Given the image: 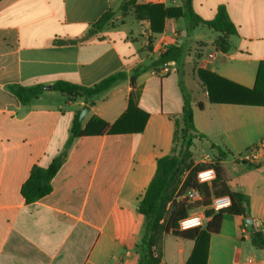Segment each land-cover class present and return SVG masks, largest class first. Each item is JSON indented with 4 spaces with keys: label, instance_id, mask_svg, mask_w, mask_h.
<instances>
[{
    "label": "crops",
    "instance_id": "0c3cea01",
    "mask_svg": "<svg viewBox=\"0 0 264 264\" xmlns=\"http://www.w3.org/2000/svg\"><path fill=\"white\" fill-rule=\"evenodd\" d=\"M123 1L0 0V264H138L145 233L138 205L158 159L172 153L175 119L184 106L177 66L193 67L189 54L183 60L184 49L197 53V70L217 76L222 86H255L264 61V0H192L204 21L224 8L236 25L228 53L218 50L219 35L212 29L201 25L189 31L182 0H136V6L172 10L173 17L154 24L155 32L149 20L137 19L136 6L122 12ZM108 11L115 15L93 39L55 43L81 39ZM118 19L121 25L115 27ZM146 45L148 54L142 49ZM173 47L179 48L178 62H169V73L146 66ZM142 66L151 68L137 78L135 88L128 79L92 106L46 89L23 106L8 89L13 84L53 87L59 80L92 87ZM186 76L182 80L189 90ZM196 84V94L189 90L196 133L205 136V147L215 144L230 154L223 161L228 185L245 196L254 223L252 228L244 217L226 216L220 233L210 238L207 264H264V248L252 244L255 228L264 233V167L232 166L264 137V107L213 103L198 76ZM134 90L138 108L149 114L144 131L100 134L95 120L114 125L128 110ZM85 105L90 110L81 123L89 136L73 141L52 192L26 203L21 188L32 168H47L61 155ZM176 247L171 264H186L195 242L187 252L181 244ZM161 264H169L164 246Z\"/></svg>",
    "mask_w": 264,
    "mask_h": 264
},
{
    "label": "trees",
    "instance_id": "16d2710c",
    "mask_svg": "<svg viewBox=\"0 0 264 264\" xmlns=\"http://www.w3.org/2000/svg\"><path fill=\"white\" fill-rule=\"evenodd\" d=\"M182 1L183 11L188 14L190 19L189 31L192 32L201 25L212 29L219 35L216 41L218 50L222 53L230 52L232 49L231 37L237 35L238 30L236 25L230 20L225 9L221 8L215 19L204 21L194 12L192 0ZM133 6H136V0H124L120 9L125 13ZM182 14H177L175 17H180ZM114 15V12L108 11L81 39L69 41L57 40L55 43L72 44L89 41L105 29ZM136 16L138 20H149L152 24L153 32H155V23L163 22L166 17H173L174 14H172V10H165L163 6L137 5ZM178 51L179 48L173 47L162 53L156 62L168 64L171 61H175L177 63L176 53ZM150 68L137 67L130 75L126 71H120L106 77L92 87H84L76 83L59 80L53 84L52 88L53 91L67 96L70 101L83 99L86 104L92 106L97 98L128 79H130L131 85L135 88L137 78L142 73L150 70ZM197 76L203 87L207 89L210 100L213 103L264 107V61L260 64L253 89L241 88L239 86L237 88V85L236 88L222 86L219 83L221 79L202 69L197 70ZM180 88L183 94L184 106L181 117L175 119L176 130L172 153L158 159L156 174L138 205V211L145 219V233L139 245L140 260L138 264H161L166 235H173L182 241L195 242L193 253L186 264H207L210 238L220 233L224 218L226 216L250 218L245 204V196L240 192L232 191L225 177L223 161L227 160L230 154L215 144L211 147L217 151L219 161L214 165L190 167V170L188 169V176L182 185V192L194 188L202 191L204 197L197 206L207 209L206 217L209 221L206 228L204 230L195 228L180 231L179 222L188 216L189 211L193 207L173 202L171 208H167L168 204L173 200L176 190L179 188L180 176L191 154L190 148L196 139H205V136L196 133L192 98L184 85L182 74L180 75ZM8 89L19 99L23 106H27L41 97L45 86L13 84L9 85ZM138 102L139 94L134 90L130 95L128 110L114 125L110 126L96 119L95 121L101 127L100 134L104 132H108L111 135L142 133L147 124L149 114L138 108ZM80 113L79 111L75 116L70 130V138L61 155L47 168L37 165L32 168L29 178L21 188V194L26 203H34L52 192L53 179L61 169L73 141L77 138L89 136V133L86 129L82 128V123L79 121ZM209 166H213L217 170V180L211 188L199 185L196 179L197 173L200 170L209 168ZM225 195L229 196L232 201V205L228 209L219 212L209 209L212 196ZM252 244L259 249L264 248V233L258 228L254 229Z\"/></svg>",
    "mask_w": 264,
    "mask_h": 264
},
{
    "label": "built area",
    "instance_id": "2783aa9c",
    "mask_svg": "<svg viewBox=\"0 0 264 264\" xmlns=\"http://www.w3.org/2000/svg\"><path fill=\"white\" fill-rule=\"evenodd\" d=\"M236 161L239 163L249 164L254 167L263 168L264 167V137L251 149L246 151L244 154L238 156ZM197 182L199 185L204 187H212L217 180V172L214 168H206L200 170L197 173ZM184 183V182H183ZM176 190L173 200L168 204L167 208L170 209L173 202L183 203L188 207H193L192 211L189 212L188 216L179 222L180 231H187L195 228H202L205 221H207L206 214L201 211L205 209L201 206H197L203 200V193L199 189H187L182 192V185ZM232 205L231 198L227 195L225 196H212L211 204L209 206L210 210L219 212L228 209ZM195 210V211H194ZM192 220L198 221L196 225L188 228H184L183 224L190 222ZM209 220V219H208Z\"/></svg>",
    "mask_w": 264,
    "mask_h": 264
},
{
    "label": "rangeland",
    "instance_id": "374dc122",
    "mask_svg": "<svg viewBox=\"0 0 264 264\" xmlns=\"http://www.w3.org/2000/svg\"><path fill=\"white\" fill-rule=\"evenodd\" d=\"M125 18L127 19V17H125ZM113 25L115 27L116 26H120L121 25V19H118L117 22L114 23ZM207 33H210V35H214L212 32H209V31H207L206 34ZM205 39L207 40L208 38H205ZM147 47L148 46L146 45V47L142 48V49L145 48V52H143L145 54H148V52H146L147 51ZM142 49H141V51H142ZM187 49L188 48L184 49L182 58H183V60H185L187 58L188 54H189L192 57L193 67L192 68H188L186 71H185V69L183 70L181 68V66L180 67L177 66V68H180V70L182 71V76L183 77L185 76V73L187 74L186 83H187L188 89L193 91V93L196 94V92H197L196 91L197 90V86H196L197 85L196 84L197 83V65L195 63V60H196L195 58L198 55H197V53H194L193 56H192L191 53L189 52L190 50L187 51ZM146 62H147L146 66H149V65L157 66L160 71L162 70V72H163L162 74L169 73L170 68H171L169 63L168 64L158 63V62H156V59H153V58H150ZM146 66H142V67H146ZM167 93H168V91H167ZM189 93L193 94L191 92H189ZM198 140L196 139L194 141V143H193V146L190 148L191 154H190V157L188 158V160L186 162V165H185V167L183 169V172H182V174L180 176V185H181V183L184 182V180L188 176L190 167L193 168V167H196V166H199V165H214L217 161H219V157H218L217 152H214V150L212 148L205 147L203 140H200V141H198ZM236 163H239V162L235 161V163H232V166L235 167ZM228 165H230V164L226 163V166H228ZM209 168H214V167L213 166H209ZM224 171H225V168H224ZM216 172H217V170H216ZM225 177L227 179L226 171H225ZM190 211H192V209ZM201 211H203L206 214L207 209H204V210L201 209ZM208 221H209L208 219H207V221H205L204 226L201 229L204 230L206 228ZM176 243L181 244L182 247L186 249V252L190 249V246L192 244L191 241H182V240L174 237L173 235H166L165 238H164V248H165V251H166L167 262L169 264H171V259L173 258V256L175 255V252L177 250Z\"/></svg>",
    "mask_w": 264,
    "mask_h": 264
},
{
    "label": "water",
    "instance_id": "95a60500",
    "mask_svg": "<svg viewBox=\"0 0 264 264\" xmlns=\"http://www.w3.org/2000/svg\"><path fill=\"white\" fill-rule=\"evenodd\" d=\"M46 90H53L52 87L48 86V87H45ZM89 106L85 105L83 108H82V111L80 113V116H79V121L82 122L83 118L87 115V113L89 112ZM248 224L253 228L254 227V223H253V220L252 219H248L247 220Z\"/></svg>",
    "mask_w": 264,
    "mask_h": 264
},
{
    "label": "clouds",
    "instance_id": "9594fccd",
    "mask_svg": "<svg viewBox=\"0 0 264 264\" xmlns=\"http://www.w3.org/2000/svg\"><path fill=\"white\" fill-rule=\"evenodd\" d=\"M198 223V221H196V220H192V221H190V222H187L186 224H183V227L184 228H188V227H191V226H193V225H196Z\"/></svg>",
    "mask_w": 264,
    "mask_h": 264
}]
</instances>
